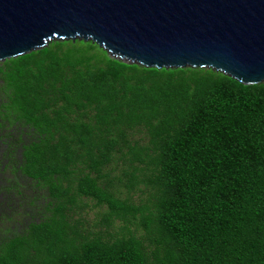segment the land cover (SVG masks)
I'll return each mask as SVG.
<instances>
[{"label": "trees", "instance_id": "trees-1", "mask_svg": "<svg viewBox=\"0 0 264 264\" xmlns=\"http://www.w3.org/2000/svg\"><path fill=\"white\" fill-rule=\"evenodd\" d=\"M0 89V264H264V83L70 40L0 63ZM119 160L148 203L111 190Z\"/></svg>", "mask_w": 264, "mask_h": 264}, {"label": "water", "instance_id": "water-1", "mask_svg": "<svg viewBox=\"0 0 264 264\" xmlns=\"http://www.w3.org/2000/svg\"><path fill=\"white\" fill-rule=\"evenodd\" d=\"M70 40L128 65L264 83V0H0V63Z\"/></svg>", "mask_w": 264, "mask_h": 264}, {"label": "rangeland", "instance_id": "rangeland-1", "mask_svg": "<svg viewBox=\"0 0 264 264\" xmlns=\"http://www.w3.org/2000/svg\"><path fill=\"white\" fill-rule=\"evenodd\" d=\"M1 93L0 89V94ZM124 170H128V167L127 165H123L121 160L116 161L107 169L111 174L109 181L113 182L111 190L116 193L117 197L128 200L136 206L148 203L151 196L150 188H148L145 183H141L136 190H130L127 186L128 178L126 177V172ZM129 170L132 171V168ZM137 175H139L140 179H143L141 172H138ZM106 210L107 207H97L95 201L84 199V201L81 202V209L77 210L76 217H81L82 228L97 230L104 227L102 218ZM122 224V222L116 221L114 227H112V231L114 233L120 232V226ZM130 227L131 230H136L135 224H132ZM142 232V230L136 231V233L139 234Z\"/></svg>", "mask_w": 264, "mask_h": 264}]
</instances>
